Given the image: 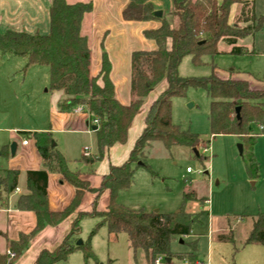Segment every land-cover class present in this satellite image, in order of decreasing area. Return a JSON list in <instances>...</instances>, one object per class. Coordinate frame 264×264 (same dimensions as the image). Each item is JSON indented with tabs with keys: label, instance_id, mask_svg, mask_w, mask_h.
Returning a JSON list of instances; mask_svg holds the SVG:
<instances>
[{
	"label": "trees",
	"instance_id": "16d2710c",
	"mask_svg": "<svg viewBox=\"0 0 264 264\" xmlns=\"http://www.w3.org/2000/svg\"><path fill=\"white\" fill-rule=\"evenodd\" d=\"M172 16L175 25L162 18L161 25L144 30L147 38L155 40L154 50H137L132 54L131 95L129 104L121 103L115 94V85L110 77L111 61L106 51L102 53L101 69L97 75L91 73V48L86 35L81 32L83 17L93 8L92 2L68 3L66 0H51L50 32L31 34L25 31L6 30L0 32V54L15 55L26 60V68L31 65H45L50 68V89L62 88L65 98L60 102L61 111H70L82 104L89 115V122L97 120L94 131L98 153L88 162L107 156L111 146L126 143L130 126L144 104L149 93L162 81L167 87L154 100L145 117V126L138 136L128 158L120 165L111 164L108 173L102 176L98 187L81 178L80 171L71 170L61 151L53 146L50 131H29L26 135L35 140L45 168L27 172L28 193L22 194L17 207L33 210L37 224L29 234H22L12 248L20 256L30 240L47 225H55L76 211L87 191L93 192V208L85 212L78 210L70 232L54 249H43L36 264H56L67 259L71 253L81 248L85 259L94 257L91 238L106 226L112 240L120 234H127L130 247L136 251L143 249L148 264H154L157 256L184 259L189 264H206L198 254V241L188 244L189 250L174 252L172 243L176 237L192 234L194 225L210 215L209 197L198 195L193 179L185 180L183 201L177 212L163 213L159 210L147 211L144 208H130L118 202L121 191L129 190L138 168L149 170L147 151L154 142H161L167 149L182 145L194 149L202 143L198 133L184 130L173 123V103L175 96H185L190 87H202L211 100L210 124L213 135H237L247 156V171L252 178L259 175V165L254 147L263 131L258 134L255 125L264 124V88L251 87L246 79L220 77L215 72L208 76L184 77L179 74L183 58L192 55L193 62L200 64L203 54L225 52L219 43L231 46L229 52L243 54L248 51L238 44V40L249 35L247 30L229 22L231 7L241 3L246 10L248 0H172ZM152 0H129L122 14L125 20L147 21L155 18ZM241 12V14L243 13ZM251 20L247 17L246 21ZM261 29L256 30L255 33ZM253 35V34H252ZM240 107V117L237 116ZM5 154V147L2 149ZM49 171L59 172L74 185L76 194L69 206L61 211H52L48 205ZM94 169H92V173ZM20 171L10 169L0 180L7 192L18 186ZM110 199L105 209H98V201L105 191ZM191 202L200 205L198 211H189ZM85 217L98 218V223L90 233L89 240L77 245L81 232V220ZM227 225H230L229 222ZM221 240L234 242L233 230L219 235ZM246 244H264V213L253 221V226L245 240ZM168 261V260H167ZM14 258L0 252V264H12Z\"/></svg>",
	"mask_w": 264,
	"mask_h": 264
},
{
	"label": "rangeland",
	"instance_id": "374dc122",
	"mask_svg": "<svg viewBox=\"0 0 264 264\" xmlns=\"http://www.w3.org/2000/svg\"><path fill=\"white\" fill-rule=\"evenodd\" d=\"M154 1L164 10L162 18L166 19V15L173 8L172 0ZM239 7L235 20L230 23L251 33L238 40V44L244 46L248 52L231 53L229 52L231 46L220 42L219 49L225 52L203 54L200 64L193 62L192 55L185 56L179 66L181 76H208L215 72L220 77L233 76V78L246 79L252 87L264 88V0H252L247 4L246 10L252 9L251 13L241 11V4ZM22 14L21 7L12 6L11 19L15 22L14 25L21 24ZM247 17L251 20L246 21ZM169 18L170 24L174 26V17L169 15ZM259 29L261 30L255 33ZM0 31L4 30L0 29ZM50 95L48 66L31 65L26 68V60L23 57L0 54V180L7 176L5 170L16 161L11 152L5 156L1 155L5 144L15 142L10 139L13 135L12 131L49 129ZM172 100L173 123L180 125L184 130L198 133L202 143L194 149L182 145L167 149L161 142H154L148 149L147 156L156 176L149 170L138 168L135 172L134 184L129 190L119 194L118 202L135 209L159 210L163 213L177 212L182 205L185 180L192 178L198 195L206 193L209 197L206 205L209 207L210 216L194 225L193 235L176 237L172 248L186 250L187 242L196 240L200 256L208 257V232L213 221L215 230H218L221 221L226 223L230 219L238 239L242 234L241 226L244 223H241V217L250 221L254 216L258 217L260 213H264V135L259 136L254 147L259 175L252 178L247 171L246 152L241 153L239 149L241 139L237 135L212 134L209 118L211 100L205 88L190 87L185 96H175ZM261 126L264 128V124L254 127L258 134L263 131ZM143 127L133 139L129 153ZM130 133L131 131L126 143L122 145L131 143ZM56 137L62 144L69 145L68 158L72 168L75 167L76 158L80 156L81 145L90 148L91 152L98 153L95 135L58 134ZM90 150L88 155L83 151L81 166L87 172L92 169L98 172L106 160H96V164L91 166L92 163L87 160L93 158L95 154H91ZM188 167L193 171L187 172ZM188 207L193 212L200 209V205L196 202H191ZM97 223L98 218L82 219L79 239H82L83 244L89 240L90 233ZM91 246L94 257L89 261L85 259L83 250L79 248L67 259L60 260L56 264H142L145 254L143 249L134 251L129 246L125 233L120 234L117 241L112 240L106 226L101 227L91 238ZM162 262L166 263L167 259H162ZM229 264H234L232 257H229Z\"/></svg>",
	"mask_w": 264,
	"mask_h": 264
},
{
	"label": "crops",
	"instance_id": "0c3cea01",
	"mask_svg": "<svg viewBox=\"0 0 264 264\" xmlns=\"http://www.w3.org/2000/svg\"><path fill=\"white\" fill-rule=\"evenodd\" d=\"M66 1L71 4L77 2H92L93 8L90 12H87L84 15L81 26V32L83 35L87 36L91 48V73L93 75L98 74L101 69L102 53L103 51H106L112 65L110 77L115 85L116 97L121 103L129 104L132 100V54L137 50H154L157 48L155 40L147 38L144 34V30L160 26L163 16L155 17L147 21L125 20L122 11L129 0ZM248 1L250 3L252 0ZM152 2L155 10H162L164 15V10L161 6L156 5L154 0H152ZM239 4L241 3H234L232 5L229 22H233L235 20L240 8ZM13 5L21 7L22 9L23 14L20 25H14L15 22L11 19V10ZM50 6L51 0H0V29L4 30L0 32L12 29L25 31L31 34H48L50 32ZM241 6H243V4H241ZM172 10L173 8L170 10L169 14L166 15V19L170 23L171 20L169 15H172ZM166 87L167 82L164 80L149 93L144 104L140 108L141 111L139 112L137 119L134 118L135 121L133 120L132 122L133 128L132 124L130 126L131 130L129 129V132L131 131V143L125 146L121 143L111 146L107 156L103 158V160L106 161L102 163L98 172H96V169H94L93 173L92 171L87 172L82 168L81 161L84 156L83 151L86 148L82 145L79 150L80 156L76 158L75 167L72 168L69 164L68 158L69 145L64 143L62 144L61 140L56 137L58 134H72L79 136L95 135V130H93L92 126L89 125V115L87 113L77 112L75 110H60L59 104L65 98V91L62 88L50 89L51 120L49 129L45 131L52 132L54 139L53 142H55V145L53 146L63 153L68 161L70 169L80 171L81 178L88 180L92 187H98L101 183L102 176L110 170L111 164L120 165L128 158L133 139H135L139 131H141L143 125L145 126V117L151 103L161 95ZM47 91H49V89ZM12 132L13 135H11L10 139L11 141L15 140V153H12L11 142L3 146L5 147V154H2L1 152V155L3 156L8 155L11 152V154L16 158L15 163L11 164V166L5 170L6 174L10 169H17L20 171L18 186L13 192H7L4 186H0V252L8 257L9 255L7 254V250H12L16 253V251L12 248V243L19 241L22 234H29L33 231L37 224V215L35 211L27 209L22 210L17 207L19 197L22 194L28 193L27 172L29 170L45 168L35 140L31 137H25L27 136L25 132H29V130H18L17 132ZM24 140H28V143L25 144L23 142ZM91 154L97 155L93 151ZM94 164H96V162L92 163L91 166H94ZM122 192L124 191H121L120 193ZM47 194L49 208L52 211H61L70 205L75 197L76 189L74 185L67 181L61 173L49 171ZM94 197L95 195L93 192L87 191L76 211L55 225L45 226L40 232L34 235L23 253L20 256H17L16 254L12 264H36L37 257L43 249L52 250L57 247L70 232L78 210L85 212L92 210ZM109 199L110 193L106 190L99 198L98 209H105L109 203ZM188 209L191 211L189 207ZM256 218L257 217L254 216L250 221H247L245 217H241L240 221L241 223H244L241 226L242 234L238 239L236 238L235 229H233L230 219L226 223L221 221L222 224L219 226L218 230H215L213 221L212 227L208 232V257H201L198 253L200 258L205 261L206 264H229V257L234 259V264H264V244L245 243V240L253 226V221ZM228 222L230 225H227ZM229 226L233 230L234 242L221 240L219 238V235L227 234ZM191 235H193V232ZM188 250L189 247L187 246L186 250L173 251L184 252ZM143 252L145 253V251ZM142 264H148L146 253L144 254ZM159 264L189 263L184 259L171 258L166 263L161 261Z\"/></svg>",
	"mask_w": 264,
	"mask_h": 264
},
{
	"label": "built area",
	"instance_id": "2783aa9c",
	"mask_svg": "<svg viewBox=\"0 0 264 264\" xmlns=\"http://www.w3.org/2000/svg\"><path fill=\"white\" fill-rule=\"evenodd\" d=\"M75 111H77V112H84V106H83L82 104L79 105V106L75 109ZM96 123H97V120L94 119V120L92 121V123L89 122V125H90V126H93V125H96ZM261 128H263V127L261 126ZM23 142L26 144V143H28V140H24ZM84 152H85L86 155H88V154H89V148L86 147V148L84 149ZM192 171H193V170H192L191 167H188V168H187V172H192ZM7 254L9 255L10 258H15V257H16V253L13 252L12 250H7ZM162 259H164V257H162V256H158V257L155 259V261H154L155 264H159V263L162 261Z\"/></svg>",
	"mask_w": 264,
	"mask_h": 264
},
{
	"label": "water",
	"instance_id": "95a60500",
	"mask_svg": "<svg viewBox=\"0 0 264 264\" xmlns=\"http://www.w3.org/2000/svg\"><path fill=\"white\" fill-rule=\"evenodd\" d=\"M154 15H155V17H162L163 16V11L162 10H155ZM237 116L240 117V107H237ZM92 128H93V130H96L98 128V126L97 125H93ZM53 145H55V142H53ZM11 149H12V153L14 154L15 153V149H16V143L15 142L12 143ZM239 149H240V152L243 153L244 147H243L242 143L239 144ZM81 244H83V241H82V239H79L77 241V245H81ZM170 259L171 258H167V260H170Z\"/></svg>",
	"mask_w": 264,
	"mask_h": 264
}]
</instances>
